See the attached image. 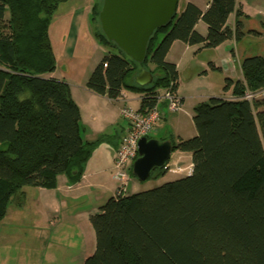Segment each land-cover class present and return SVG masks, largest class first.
<instances>
[{
    "label": "trees",
    "instance_id": "1",
    "mask_svg": "<svg viewBox=\"0 0 264 264\" xmlns=\"http://www.w3.org/2000/svg\"><path fill=\"white\" fill-rule=\"evenodd\" d=\"M67 1L0 0V223L25 187L55 189L59 175L78 183L102 140L83 138L69 84L45 76L56 69L49 28ZM102 4L92 11L96 38L121 55L106 54L86 86L111 100L123 90L142 94V111L157 104L158 88L177 93L179 73L166 60L174 42L213 49L245 34L237 0H210L205 12L188 3L154 32L138 63L105 36ZM232 14L233 28L227 24ZM199 21L208 27L206 36L195 29ZM240 68L243 79H225L231 98L213 97L194 108V137L165 139L173 152L191 154V174L111 197L90 216L96 247L84 264H264V57H246ZM142 69L154 75L152 84H136ZM165 168L155 178L164 177Z\"/></svg>",
    "mask_w": 264,
    "mask_h": 264
},
{
    "label": "crops",
    "instance_id": "2",
    "mask_svg": "<svg viewBox=\"0 0 264 264\" xmlns=\"http://www.w3.org/2000/svg\"><path fill=\"white\" fill-rule=\"evenodd\" d=\"M101 1L104 0H75L71 1L70 4L68 1V3L65 2L68 4L66 9H62L59 14H56L49 28V35L56 58V69L53 73L45 76L53 77L69 84L71 96L81 112L83 138L92 142L102 138L92 157L87 162L84 174L78 183L70 184L66 175H59L55 189H36L39 194L38 199H35L36 206L41 205L44 209L53 213L67 209L68 201L70 200L85 199V196L91 193L92 188H96L99 195L111 189L107 185L108 175L113 182H116L113 177L116 151L122 136L128 128V123L121 117V109L125 105L135 109L141 108L142 94L123 90L119 99L111 100L106 96L95 94L86 86L92 72L105 56L107 50L96 38L92 22L93 8ZM199 1L188 0L187 4L193 3L205 12L209 7L210 0ZM237 2L244 13V17L241 20L243 32L245 33L244 18L248 17L250 13L247 9V4L243 0H237ZM235 21L236 15L232 14L228 19V26L233 28ZM195 29L203 36L207 35L208 27L203 21H199ZM247 31L252 32L254 30L248 29ZM235 42L236 40L234 39L228 40L213 49H202V45L189 46L181 41L173 43L166 60L177 67L179 73L177 95L182 100V106L180 110L172 112L167 109L165 102L160 104L161 121L156 126L153 134L159 133L160 128L165 129L166 127L171 132L165 130L166 132L164 133L166 134L164 136L157 138L151 135L152 138L165 140L173 136L176 141L179 138L189 139V137L195 135V129H193L195 128L193 127L194 108L199 103L206 102L213 97L225 99L230 95L232 97L231 90L225 92L223 88V91L218 92V89H214L211 86L196 96L184 95L180 74L182 65H185L195 73H197V69L203 67L207 75L212 70H215L221 73L223 79H243L240 69V63L243 59H240L238 53L232 48ZM205 50H212L213 52L212 60H208L209 69L204 68L206 67V62L203 60H198L200 61L199 65H193L196 62V56L202 54ZM212 65L215 69L212 68ZM149 68L152 70L154 66L150 64ZM181 153V155H178L177 160H183L185 164L173 169L172 173L174 175H180V173H188L190 175L192 172V157H190V153ZM174 154L175 152L172 153V156ZM168 173L161 179H165ZM112 191L114 196L116 188ZM26 192L28 191L24 188V195ZM90 209L89 211L95 212H88L87 209L78 210L75 214V221L78 222L77 219L84 217V215L88 217L97 213L96 208ZM36 228L44 229L45 227L39 222ZM90 236H92V232L89 229L87 237L90 238ZM82 237L84 238V235ZM91 254L89 251L88 256Z\"/></svg>",
    "mask_w": 264,
    "mask_h": 264
},
{
    "label": "rangeland",
    "instance_id": "3",
    "mask_svg": "<svg viewBox=\"0 0 264 264\" xmlns=\"http://www.w3.org/2000/svg\"><path fill=\"white\" fill-rule=\"evenodd\" d=\"M71 1L75 0H69V4ZM187 1L179 0L176 19L184 11ZM243 1L247 4L250 15L244 18L246 26L244 37L241 40H237L232 48L238 53L240 59L256 55L264 57V0ZM67 3L60 4L57 14L62 9H66ZM98 26L99 23L96 22L94 29H98ZM248 29L254 31L249 32L247 31ZM160 38H162V35L159 36ZM106 49L105 55L110 53L121 55L116 48L106 47ZM212 58V50H205L202 54L196 56V62L193 65H199L200 61L203 60L206 62V67L204 68L209 69L208 60H212ZM197 70V73H195L190 68L182 65L180 81L184 95L196 96L198 93L207 90L209 86L218 89V92L223 91L225 79L222 78L220 72L212 70L207 75L203 67ZM165 90V88H158L159 96L164 95ZM227 98H231V95ZM193 129H195L196 135V128ZM165 130L171 132L168 127L165 129L160 128L159 133H155L153 136L162 137L166 134L164 133L166 132ZM181 154V152L176 151L169 160L165 168L167 169L166 174L169 173L165 179H161L162 177L155 178L160 169L154 170L151 173V178L146 181H140L131 171L127 194L154 189L166 182L187 176L188 173H180V175L172 173L173 169L185 164L183 160H177L178 155ZM107 185L111 189L104 194L99 195L98 190L92 188L91 193L85 196V199L70 200L68 201L67 209L65 208L57 213L49 212L41 205L36 206L35 199L39 197L38 190H36L38 188L25 187L28 192L25 195L24 193H18L14 196L5 218L0 223V264H84L89 251L91 253L95 251L96 237L90 222V216L84 215V217L77 219L78 222H76L75 214L80 209H87L88 212L94 213L95 211H89L91 210L90 208H96L97 212H99L100 207L113 197L112 190L118 187V183L113 182L109 175ZM19 203L20 206L18 205ZM39 222L46 229H37V223ZM89 229L92 232L90 238L87 237ZM83 235L84 238L82 237Z\"/></svg>",
    "mask_w": 264,
    "mask_h": 264
},
{
    "label": "water",
    "instance_id": "4",
    "mask_svg": "<svg viewBox=\"0 0 264 264\" xmlns=\"http://www.w3.org/2000/svg\"><path fill=\"white\" fill-rule=\"evenodd\" d=\"M179 0H104L99 20L102 31L133 61L142 63L147 57L148 44L154 32L169 24L177 12ZM154 75L142 69L135 77L139 86L152 84ZM139 157L132 172L146 181L156 169L166 167L172 157L170 140L142 138L138 144Z\"/></svg>",
    "mask_w": 264,
    "mask_h": 264
},
{
    "label": "built area",
    "instance_id": "5",
    "mask_svg": "<svg viewBox=\"0 0 264 264\" xmlns=\"http://www.w3.org/2000/svg\"><path fill=\"white\" fill-rule=\"evenodd\" d=\"M247 97L251 98V95ZM163 102L166 103L167 109L172 112L180 110L182 106V101L177 93L166 89L164 95L158 97L157 104L146 111L128 105L122 107L121 117L128 123V128L119 142L114 161L113 177L118 183L115 194L124 195L127 193L130 172L134 162L139 157V141L144 137L150 138L155 131L156 126L161 121L162 115L159 106Z\"/></svg>",
    "mask_w": 264,
    "mask_h": 264
},
{
    "label": "bare ground",
    "instance_id": "6",
    "mask_svg": "<svg viewBox=\"0 0 264 264\" xmlns=\"http://www.w3.org/2000/svg\"><path fill=\"white\" fill-rule=\"evenodd\" d=\"M153 135V134H152Z\"/></svg>",
    "mask_w": 264,
    "mask_h": 264
}]
</instances>
